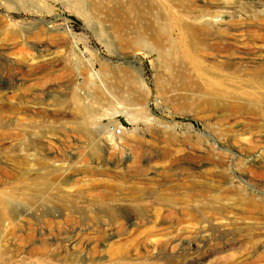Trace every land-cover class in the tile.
<instances>
[{
  "label": "rangeland",
  "instance_id": "1",
  "mask_svg": "<svg viewBox=\"0 0 264 264\" xmlns=\"http://www.w3.org/2000/svg\"><path fill=\"white\" fill-rule=\"evenodd\" d=\"M154 1L160 36L198 27L211 72L264 70V0ZM93 6L0 0V264H264V104L229 112L225 86L197 108L179 48L148 53L132 11ZM124 73L145 115L118 99ZM74 97L95 113L86 136Z\"/></svg>",
  "mask_w": 264,
  "mask_h": 264
},
{
  "label": "bare ground",
  "instance_id": "2",
  "mask_svg": "<svg viewBox=\"0 0 264 264\" xmlns=\"http://www.w3.org/2000/svg\"><path fill=\"white\" fill-rule=\"evenodd\" d=\"M171 2L180 1V2H189L190 6L193 8H200L197 6L199 2H203V0H170ZM219 0H205L207 3L217 2ZM75 2L79 6H83V4L95 5V7H110L111 13L114 15H120L122 17L126 16L130 11L134 13L133 20L136 21L135 25H139L138 28L141 31L140 34L148 41H151L153 49L148 53L156 52L159 57H169L174 56L176 53L174 47L179 48L180 55L177 58H174L173 61H176L172 64V67H176V63L182 66L189 65L191 69L196 72L197 83L192 85V89L197 93L195 105L197 108L203 109L206 112H211L216 108L215 101L211 98L206 97H218L215 99H220L227 90L224 91V87L227 86L232 89L233 96L229 97L231 101L228 102L225 110L229 112H239L241 114H251L254 115L258 111L264 113V107H261L258 111L255 108H250L244 106L238 100V97H248L255 98L259 102L264 104V70L259 72H255L252 78L245 79L246 76L249 75L248 71L243 70L240 75L238 73H229L228 75L216 74L211 72L208 69V65L210 64L204 55H208L206 52L208 50L203 51L205 54H197V50H195L198 45L199 47L203 45L199 38V29L193 24H185V23H177L176 30L178 31V35L180 40L172 41L169 37H163L158 34V32L162 28L161 22H158V19L162 17L163 20L166 21L164 16H160L159 18L155 17V13L153 16L149 12L153 9H161L160 5L154 0H75ZM94 7V6H93ZM93 7L91 9H93ZM94 7V8H95ZM94 10V9H93ZM101 11V10H100ZM129 11V12H127ZM127 12V13H126ZM132 13V14H133ZM148 14L150 16H148ZM131 17V16H130ZM213 13H204V11L197 10V15H195V21L205 20V18H213ZM164 21V22H165ZM209 22H202V26H207ZM166 25V24H164ZM165 29V28H164ZM183 37L189 39V42H184ZM145 38V37H144ZM199 41L196 44L194 41ZM142 43L144 42L141 41ZM140 42V43H141ZM150 43V44H151ZM203 49H200V51ZM254 59V58H253ZM44 60V59H43ZM257 62V61H256ZM243 65L248 62H242ZM260 63V62H259ZM169 63L166 65L170 66ZM233 66L231 63L230 67ZM242 66V65H241ZM259 64V68H260ZM185 83V77H183ZM15 81V80H14ZM243 81V83H241ZM122 87L118 90V99L122 104H125L128 107H132L135 114H143L146 112L145 105V91L140 87V82L138 77L132 78L130 74L124 73L122 74V78L120 80ZM120 87V86H119ZM22 88V87H21ZM250 88V89H246ZM118 89V88H117ZM231 92V91H230ZM229 92V93H230ZM8 94V93H7ZM4 95V94H3ZM1 99L5 98V96H1ZM2 101V100H0ZM73 110L77 118L80 120L77 125V133H80L82 136H86L87 133V124L88 120L95 116L94 112L86 109L83 105H80L78 98L74 97L72 100ZM3 103V101H2ZM217 103V102H216ZM243 105V106H242ZM124 113V112H123ZM72 130V129H71ZM108 142L110 145H114L113 137H109ZM11 202V198H0V205L6 206ZM251 203V201H250ZM119 218L113 217V221L118 223ZM172 242V241H169Z\"/></svg>",
  "mask_w": 264,
  "mask_h": 264
},
{
  "label": "built area",
  "instance_id": "3",
  "mask_svg": "<svg viewBox=\"0 0 264 264\" xmlns=\"http://www.w3.org/2000/svg\"><path fill=\"white\" fill-rule=\"evenodd\" d=\"M113 135L116 136V137L121 136V135H122V131H121V129H116V130H114Z\"/></svg>",
  "mask_w": 264,
  "mask_h": 264
}]
</instances>
